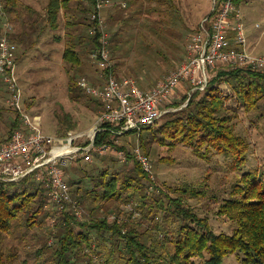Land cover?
Segmentation results:
<instances>
[{"label":"trees","instance_id":"obj_1","mask_svg":"<svg viewBox=\"0 0 264 264\" xmlns=\"http://www.w3.org/2000/svg\"><path fill=\"white\" fill-rule=\"evenodd\" d=\"M13 2L5 0L6 12H13L10 4ZM182 5V0H155L149 6L152 8L148 7V13L158 20L163 18L164 25L172 27L176 19L183 24L179 13ZM60 8L59 0L48 1L46 18L53 30L58 28ZM116 35L111 36L109 32L110 53L113 72L120 78V66L112 56L122 49L126 40L117 39ZM88 45L93 51L97 49V36L90 35ZM63 58L72 66L80 65L82 60L75 47L65 49ZM222 85L230 89L236 102L248 111L258 109L264 100V71L219 66L211 72L204 91L194 92L183 108L167 113L157 129L156 123L140 133L143 154L150 160L151 147L155 143L172 147L182 144L207 162L212 156L222 155L231 159L236 170L245 166L249 143L235 132L234 125L224 116L225 102L231 97L225 95ZM187 99L183 85L166 108H179ZM12 112L14 118L9 119V131L5 136L22 128L17 111ZM60 136L63 138L67 134ZM109 137L99 133L95 143H102ZM124 149H127L129 161L121 163V172L109 167L115 166L117 159L102 155L95 157L93 163L78 158L65 169L66 176L75 177L68 183L72 197L87 212L86 221L77 220L70 211L58 212L50 200L48 183L38 180L36 173L18 182L0 181V264H20L16 263V246H6L3 242L6 235H11L18 226L34 228L44 222L47 235H43L44 241L36 249V261H42L39 264L44 263L46 254L50 258L45 263L53 261V264H78L81 258L86 264H95L94 257H103L105 264H223L226 256L238 253L243 256L241 264H264L263 173L244 172L232 185L229 198L223 200L216 212L232 224V231L231 234L217 233L207 217L198 215L186 204L184 195L196 197V191L168 187L169 192L179 194L171 197L150 181L130 149ZM89 180L93 185L90 190L86 188ZM130 203L136 205L139 217L126 211ZM109 204L120 207L117 218H122L121 223L108 221L107 211L103 213L105 218L99 216L100 209L106 210ZM125 219L127 222H123ZM31 240L39 242L34 237ZM49 240H52L51 245Z\"/></svg>","mask_w":264,"mask_h":264},{"label":"rangeland","instance_id":"obj_2","mask_svg":"<svg viewBox=\"0 0 264 264\" xmlns=\"http://www.w3.org/2000/svg\"><path fill=\"white\" fill-rule=\"evenodd\" d=\"M4 2L5 0H0L2 13H5L0 14V37L6 23L12 30V24L6 18L8 12L5 11ZM213 5L214 0H184V6L182 5L179 13L185 28L177 19L172 27H166L163 18L158 20L150 16L139 17L137 29L122 36L126 44L121 46V50L115 49L116 54L112 56L113 61L120 66L119 75L135 79L142 89L155 85L183 60L188 36L199 30L200 24L211 14ZM236 7L240 12L239 23L245 38L244 49L254 56H264V0H236ZM79 20L77 28L84 38H88L89 17L83 15ZM231 23L235 27L237 22L232 20ZM23 33L27 34V38L18 39L20 45L17 44L15 56V76L20 90L22 111L33 119L39 116L42 132L53 137L61 138L63 133H92L90 130L99 118L100 107L97 101L78 86L81 78H88L91 84L99 80V68L90 57L93 51L91 45L84 39L78 51L82 59L80 65L72 66L63 58L65 49L72 47V41L66 40L62 27L53 30L44 26L36 33L32 30L27 32V29ZM222 89L225 95L231 97L225 102L224 116L234 125L235 132L249 143L245 166L236 170L232 167L231 159L222 155L212 156L207 162L182 144L172 147L155 143L151 147L153 151L149 161L156 177V186L166 190L171 197L179 194L169 192L168 187L193 189L198 194L196 197L184 195L186 204L198 215L207 217L215 232L231 234L232 224L216 212L223 200L229 198L232 185L244 172L257 171L264 176V100L258 109L248 111L236 102L230 89H225L223 85ZM178 97L181 99L183 96L180 94ZM0 101V109L5 111L9 119L14 118L9 106V92L1 78ZM185 105L186 103L179 108H173L172 112ZM164 117L165 115L161 120ZM161 120L157 122L155 129L159 127ZM3 128V138H7L5 133L9 131L8 122L3 124ZM122 141L131 144L133 149L138 145L139 137L130 134L123 137ZM161 159L165 161L160 162ZM120 166L117 159L115 166L109 167L121 172ZM66 179L69 182L75 177L68 174ZM87 186L88 190L93 188L90 180L87 181L86 188ZM105 209L100 210L102 213L107 211L109 215L117 216L120 207L109 204ZM144 227L147 228L146 224ZM46 230L45 222L34 228L18 226L11 235L4 237L3 242L6 246H16V263L39 264L42 261H36V249L44 241ZM27 232L29 233L26 235ZM32 237L39 242L31 240ZM49 244H52V240H49ZM48 257L46 254V261ZM242 258L239 253L230 254L224 258L223 264H241ZM45 260L43 264H53V261L45 263ZM117 260L116 256L115 261ZM79 261L78 264H86L82 258ZM93 261L95 264H105L103 257H94Z\"/></svg>","mask_w":264,"mask_h":264},{"label":"built area","instance_id":"obj_3","mask_svg":"<svg viewBox=\"0 0 264 264\" xmlns=\"http://www.w3.org/2000/svg\"><path fill=\"white\" fill-rule=\"evenodd\" d=\"M89 16L90 33L97 36L98 47L90 57L97 64L99 80L91 84L88 78H81L78 86L99 104V118L90 131L92 133H69L64 138L44 134L41 118H30L22 111L20 90L15 76L17 46L10 40L11 27L5 24L0 37V78L9 92V106L17 111L22 128L12 132L0 144V181L18 182L32 173L38 180H46L50 200L58 212L70 211L79 221H86L87 212L75 200L66 179L65 169L78 158L91 163L95 157L114 156L120 163L128 160L127 149L140 164L143 171L155 182L150 161L141 151L140 145L132 149L122 138L140 133L154 126L172 108H166L185 85L187 100L196 91H204L211 79V72L219 66L245 67L252 71H264V56H254L244 49L245 38L239 23L236 0H214L211 14L198 31L187 40L182 62L168 75L147 89L139 87L131 77L117 78L113 72L110 53V36L103 12L110 0H91ZM216 5L219 7L216 8ZM0 6V14L2 13ZM236 21L235 27L231 21ZM110 137L102 143H95L97 134ZM153 187L150 186V189ZM135 204L126 207L133 217L140 213ZM101 218L106 215L99 212ZM108 221L121 223L122 218L108 215ZM123 222H127L126 219Z\"/></svg>","mask_w":264,"mask_h":264},{"label":"crops","instance_id":"obj_4","mask_svg":"<svg viewBox=\"0 0 264 264\" xmlns=\"http://www.w3.org/2000/svg\"><path fill=\"white\" fill-rule=\"evenodd\" d=\"M10 3L13 6V12L6 14V18L12 24V30L9 32L10 40L17 46L20 45L18 39L24 40L27 38V34L23 33L25 29L27 32H38L39 29H43L44 26H48L46 18V9L49 0H14ZM61 4L60 17L58 28L62 27L66 40L71 39V46L75 47L78 52L83 45L84 39L88 43V38H84L83 33L77 28V23H80V17L90 13L91 0H59ZM183 6H184V0ZM111 4L104 12V20L111 32V36L118 34L117 39L129 34L132 29H137V23L139 17L147 18L151 14L148 7L153 5L155 0H110ZM144 7V11L141 9ZM152 8V7H149ZM149 12V13H148ZM125 20V21H124ZM88 21V35L90 36V26ZM184 23V22H183ZM120 34V35H119ZM71 37V38H67ZM188 36L187 40L189 39ZM74 39V40H72ZM186 40V41H187ZM18 44V45H17ZM16 48V49H17ZM18 50V49H17ZM1 102V101H0ZM0 109V144L4 142V128L3 124L8 122L9 118Z\"/></svg>","mask_w":264,"mask_h":264},{"label":"bare ground","instance_id":"obj_5","mask_svg":"<svg viewBox=\"0 0 264 264\" xmlns=\"http://www.w3.org/2000/svg\"><path fill=\"white\" fill-rule=\"evenodd\" d=\"M97 82H95V84H96ZM64 138V137H63Z\"/></svg>","mask_w":264,"mask_h":264}]
</instances>
